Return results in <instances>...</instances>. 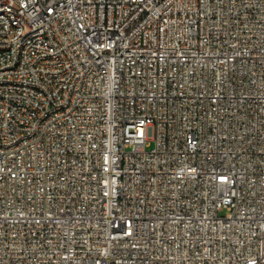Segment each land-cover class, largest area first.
Masks as SVG:
<instances>
[{
	"label": "built area",
	"instance_id": "obj_1",
	"mask_svg": "<svg viewBox=\"0 0 264 264\" xmlns=\"http://www.w3.org/2000/svg\"><path fill=\"white\" fill-rule=\"evenodd\" d=\"M0 264H264V0H0Z\"/></svg>",
	"mask_w": 264,
	"mask_h": 264
}]
</instances>
